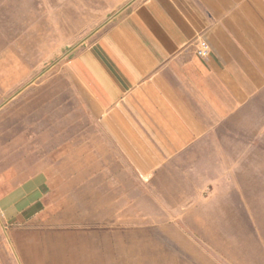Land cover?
I'll return each mask as SVG.
<instances>
[{
    "label": "rangeland",
    "instance_id": "obj_1",
    "mask_svg": "<svg viewBox=\"0 0 264 264\" xmlns=\"http://www.w3.org/2000/svg\"><path fill=\"white\" fill-rule=\"evenodd\" d=\"M129 1L0 0V195L44 171L39 230L145 229L139 256L107 261L264 264V95L166 173L124 176L107 190L89 184L99 175L69 173L84 165L68 150L85 122H69L80 111L68 59Z\"/></svg>",
    "mask_w": 264,
    "mask_h": 264
},
{
    "label": "crops",
    "instance_id": "obj_2",
    "mask_svg": "<svg viewBox=\"0 0 264 264\" xmlns=\"http://www.w3.org/2000/svg\"><path fill=\"white\" fill-rule=\"evenodd\" d=\"M202 41L207 58L196 51ZM68 72L80 111L69 122H85L68 150L84 165L69 173L101 176L89 183L100 190L124 176L166 173L199 157L214 128L249 114L264 95V0H130L71 52ZM38 174L0 195V264H155L107 261L139 256L138 224L97 232L31 225L42 217L47 173Z\"/></svg>",
    "mask_w": 264,
    "mask_h": 264
},
{
    "label": "built area",
    "instance_id": "obj_3",
    "mask_svg": "<svg viewBox=\"0 0 264 264\" xmlns=\"http://www.w3.org/2000/svg\"><path fill=\"white\" fill-rule=\"evenodd\" d=\"M196 51L200 57L207 58L210 55L211 46L206 41H202L199 43Z\"/></svg>",
    "mask_w": 264,
    "mask_h": 264
}]
</instances>
